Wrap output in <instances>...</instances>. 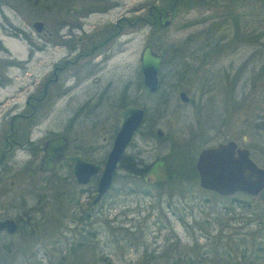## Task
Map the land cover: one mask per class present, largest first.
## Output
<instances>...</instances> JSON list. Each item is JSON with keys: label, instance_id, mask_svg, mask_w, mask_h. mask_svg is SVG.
<instances>
[{"label": "rangeland", "instance_id": "obj_1", "mask_svg": "<svg viewBox=\"0 0 264 264\" xmlns=\"http://www.w3.org/2000/svg\"><path fill=\"white\" fill-rule=\"evenodd\" d=\"M69 1L37 0L33 6L32 0H0V44L4 48L0 50V69L3 73L6 72L10 77H17L18 69L15 63L27 56L28 44L19 33L23 32L29 38L36 40L31 23L40 20L47 26L53 16L57 20L62 19L70 6ZM169 1L102 0L99 2L104 6L106 3L114 2H119L120 5L109 10L108 13L103 11L88 17V21H91L93 25L97 24L101 27L114 23L122 10L126 12V16L135 17L134 35L130 34L125 37L129 39L127 44L129 53L126 52L124 62L120 57L115 60L114 66H108L102 71L101 83L111 79L115 91H119L129 79L135 76V96L131 100L138 103L144 102L150 114H152L150 109L154 114L156 96L148 97L145 102L144 90L138 84L140 82L137 65L142 46L149 44L153 49L158 50L166 44L193 45V35L197 34V30L207 29L209 23L206 21L205 25H199V14L212 15V12L208 10L201 12L204 11L205 5L198 6V1L182 0L177 4L178 8L172 13L171 23L167 27L146 25L149 6L153 5L164 10ZM227 1L233 4L232 7L238 14L246 15L248 32L251 28H256L258 23L264 26V0ZM73 5L75 8L83 6L80 3H73ZM262 41V46L260 44L256 52L255 47H247L246 50L245 47H242L243 49L239 47L234 51L231 57L237 61H234L231 68L225 69L227 61H222L210 71L202 68L197 74L191 73L189 79L180 84L182 88H187V95L195 104L197 111L195 118L191 113L192 107L187 106L185 110L189 111L185 112L186 116H183L184 110H179L182 108L178 109L176 106V102L179 101L174 86L160 82L158 94L167 91L169 99L173 98L171 103L173 106L168 108L169 112L166 117L156 118L163 135L159 139L149 138V141L144 143L142 136L137 134L133 139L134 146L127 149L129 153L136 151L144 164H148L159 156H166L167 171L172 176L171 181L160 188L148 190V194L155 195V197L161 194L160 201L150 200L148 195L142 192L144 189L142 181L132 180L122 169L117 171L104 199L92 208L90 203L94 196V192L91 191L95 185L94 180L82 186L75 184L71 177H67L69 167L61 165L54 169L46 186L42 183V178H38L39 173H37L35 177L39 180L34 190L30 187L28 192L27 187L23 186L20 180L16 191L21 190L22 187L25 189L24 193H27L25 196L29 205L34 201L37 202L36 197L39 199L36 213L30 214L33 219L39 221L33 227L19 229L11 237L0 234V264H93L100 254L110 258L111 264H147L150 259L149 252L153 249L154 255L160 256L180 253L183 260H190L189 264H264V227H262L264 225V195L262 196L261 193L255 196L234 194L232 198L220 197L199 188L198 182L191 186L190 183L175 180L177 177L175 172L180 165L179 170L187 171L190 168V162L194 165L196 153L201 148L223 141L224 137L218 131V125L222 124L225 114L220 112L223 113L224 108H227L230 102L238 103L245 92L251 93L252 79L264 64V38ZM63 54L62 49H57L54 58L60 59ZM250 54H253L251 58L253 63L246 68L241 67L244 56ZM37 56L38 59H34L35 61L28 67L27 72L34 73L35 79L41 83L49 72L52 55L48 51H38L35 52V57ZM11 63H13L11 67H8ZM225 71L229 74L226 75ZM23 76L28 75L23 74ZM241 78H247L245 84ZM73 80L72 77L68 78L65 83L70 84ZM259 85V88L262 87L261 83ZM255 93H259L258 88L254 91ZM3 96L4 91L0 89V99ZM124 100L127 101L126 98ZM54 101L55 104L51 106L50 111H48L49 106H44L45 112H41L45 115L39 121V131L36 134L41 141L45 137L66 131L71 139L80 140L83 136H87L90 140L106 146L107 139L112 135L116 124L113 116L114 110H111L109 106H101L92 114L84 116L85 112L82 108L85 105V96L79 90L71 98L60 95ZM254 115L255 112H248L249 123L254 122ZM232 116V123L236 121L239 126L240 113L236 116L232 114ZM152 118L154 120V116ZM166 121L171 122L177 136L175 141H178L181 147L178 144L171 146L167 137ZM181 121L186 123L183 128ZM247 131L249 142L255 145L260 142L251 124L247 127ZM238 134L239 129L234 133L237 137L233 139L241 145L242 141ZM103 136L106 138L104 141L101 139ZM187 147L190 149L185 150ZM104 150H107V147L99 150L98 154L94 155V159H98L100 152ZM23 157L25 158V155ZM22 160L24 167L28 163ZM153 173L157 178L165 179L164 165L156 164ZM7 184L8 181L5 182L6 186ZM79 188L87 191L79 192ZM1 189L2 187H0V192L3 190ZM64 189L69 192V196L74 192L71 199L79 202L76 208L75 204L68 203L62 197L58 200L59 205L56 204L57 192ZM36 193L37 196H35ZM168 194L175 197L176 205L170 208L163 201ZM12 197L13 195L9 193L0 197V211L6 208L9 215L19 214L17 213L19 210L8 207ZM182 202L184 207L181 205ZM243 202L248 203L249 209L240 208L239 204ZM150 204L160 209L151 211ZM71 208H74L73 211L70 210ZM77 209L83 210L81 211L83 215L93 214V217H88L89 220L83 222L86 224L84 230L88 232L98 230L100 233L93 240L90 236L84 238L90 242L88 245L97 244L94 250L91 251L87 247L81 249L74 257L66 256L68 245L73 240L76 241V238L79 239L78 235H73L82 224L77 220ZM230 210H232L231 213ZM232 217L234 219H231ZM76 222L78 225L75 226ZM56 225L59 226L57 230H55ZM134 225L139 226L137 231ZM120 226L125 228L131 226L130 232H133V237L137 238L141 235L142 240H110V234L116 236L117 228L115 227ZM2 246L10 252L3 254ZM63 253L66 257L60 262L59 258ZM96 262L105 264L101 260Z\"/></svg>", "mask_w": 264, "mask_h": 264}, {"label": "flooded vegetation", "instance_id": "obj_2", "mask_svg": "<svg viewBox=\"0 0 264 264\" xmlns=\"http://www.w3.org/2000/svg\"><path fill=\"white\" fill-rule=\"evenodd\" d=\"M175 1L178 4L182 0ZM238 1L239 0H236V2ZM241 1L243 2L244 0ZM196 2L198 6L205 5L203 7L204 11L201 12L207 10L212 12L210 16L199 14V25H205L207 21L209 22L207 25L208 28L196 31L197 34L192 37L194 40L193 45L173 46L171 44H166L158 50L151 47L152 51L155 53L163 50L157 73L158 85L154 92H149L144 88L139 74L138 80L140 83L138 84L144 90V101L146 102L148 97L151 98L152 96H156V99H154L156 103L154 105L156 107L154 109V114L152 109H150L152 114L147 111L144 102H132L131 99H134L133 97L135 96L136 89L135 76L129 79L119 91H115L111 79L103 84L101 83L102 71L106 67L114 66L116 63L115 60H118L120 57L121 61L124 62L126 52L129 53L127 45L129 39L125 37H128L130 34L134 35L136 20L134 16H131V18L126 16V12L122 10L121 14L115 18L114 23H109L107 27H101L97 24L93 25L91 21H88V17L100 12L102 13L103 11L108 13L109 10L117 8L120 5L119 2H114L112 4L106 3V6H104L103 3L100 4L99 1L95 0H70V6L67 8L65 16H63L62 19L57 20V18L53 16L47 26L41 21L43 24L42 28L38 31L33 29L36 40L29 38L27 34L23 32L19 33L21 34L20 36H23L26 40L29 50L25 59H19L15 63L18 69L17 77H10L6 72L3 73L2 69H0V89L4 91V96L0 99V107L7 106L4 109L0 108V187L3 189H1L0 197L3 195L6 196L8 193L13 195L11 204L8 207L19 210L17 212L19 214L9 215L7 214L6 208H4V211L1 209L0 219H13L16 223V229L12 234H8L5 231H1L0 234L11 236L19 229L32 227L34 224L32 215L30 214L36 213L39 207V199L36 197L37 202L34 201L30 205L27 204L28 200L25 196L27 193H24L25 189L22 187L21 190L16 191L19 187L18 184L20 180H22L23 186L27 187L26 190L28 192L30 187L31 189L33 188V190L36 188L39 180L38 178H42V183L47 186V183L51 179L50 176L56 167L65 165L69 167L70 170L72 163L65 158V155L79 153L81 159L84 161L102 164L118 129V119L115 117V112L128 105H135L141 108L143 110V116L139 126L134 131L131 140L125 148L120 160V165L114 174H117V171L121 169L122 162H125L126 165L133 162L134 166L135 164H139L140 166L138 168L142 169L139 175V179L142 181V176L145 175L155 163L159 162L164 165L166 178L169 172L167 171L165 155L155 158L148 164H144L136 154V151L127 152V149L134 146L133 139L137 134L142 136L145 141L144 143L149 141V138L156 137L159 139L163 135V131L158 126L160 123L157 122L156 118L158 116L166 117L169 112L168 108L173 106V104H171L173 98L169 99V92L166 90L165 93L158 94L160 82L174 86L179 101L176 102V106H178V109L180 107L182 108L179 110H184L183 116H186L185 112L189 111L185 110V108L187 106L192 107L191 113L195 118L197 114L195 104L192 102V99L188 97L187 88H182L180 84L188 80L191 73L195 72L194 74H197L202 68L210 71L211 68L222 61H227L226 66H224L225 69L231 68L234 61H237L232 59L231 54L238 50L239 47H241V49L245 47V50L247 47H255L254 50L256 52L258 48H260V44L261 46L263 44L264 26L258 23L256 28H251L250 32H248L246 15H243L244 13L238 14L235 8L232 7L233 4H231L230 1L196 0ZM73 3H80L83 6L75 8L73 7ZM177 8L178 7H176V9ZM166 9H168V7L164 8V10H158L156 6L150 5L148 8L149 20L145 21L146 25L150 24L153 27H157L156 25H159V21L166 18L164 15ZM253 19H255V17ZM3 49L4 48L0 44V50ZM57 49H62L64 51L60 59L54 58L55 50ZM38 51H48V53L52 55L49 72L44 76L41 83L35 79L34 73L27 72L31 63L38 59V56L35 57V52ZM255 52H253V54ZM253 54L244 56V60H241V67L246 68L250 63H253L251 62ZM12 64L13 63L8 67H11ZM5 68H7V66ZM227 72L228 71H225L226 75L229 74V72ZM23 74H27L28 76H23ZM71 77L74 79L73 82L66 84L65 81ZM246 79L247 78L242 79L244 84L246 83ZM262 80H264V64H262L252 79L250 85L251 93L248 94L245 92L238 100V103L232 104V102H230L229 106L224 108L223 113L220 112L221 114H225V116L221 122L222 124L219 123L218 125V131H220L224 139L215 144L229 140L234 141L236 147L246 149L250 159L264 169V81L262 82ZM260 83L262 87L259 88ZM257 88L259 93L254 94ZM78 90L85 96V105L82 108L83 112H85L83 114L84 116L92 114V112L101 106H109L111 110H114L113 116L116 124L112 135L107 139L108 143L106 146H102V144L97 143V141L90 140L87 136H83L80 140L71 139L66 131L45 137L44 140L41 141L36 134L39 131V121L41 117L45 115L41 113L45 112L44 106H49L48 111H50L51 106L55 104V98L60 95H66L68 98H71ZM180 93H184L183 98L180 97ZM124 98H126L127 101L124 100ZM249 111L255 112L253 123H249ZM237 113H240L239 118L241 121H238L239 126H237L238 123L236 121L233 123L231 121L233 117L232 114L236 116ZM152 116H154V120ZM166 123L168 126L167 137L171 142V146L178 144L181 147L182 145H180L178 141H175L177 136L172 128L171 122L166 121ZM181 123L183 128V125L186 123L183 121H181ZM249 124L252 125L256 135L260 138V142H257L256 145L249 142L247 131ZM238 129V136L242 141L241 145H238L236 140L233 139L237 137L236 135L234 136V133H236ZM157 130H159V132ZM55 136H64L67 139L66 149L62 157L55 161L51 171H39L38 164L43 154V144L47 139ZM101 139L104 141L106 138L103 136ZM104 147H107V150L101 151L99 158L94 159V155H97L99 150ZM189 149L190 148L187 147L185 150ZM182 151H184V149ZM24 155L25 158H22ZM22 159L28 163L24 167L22 166L24 163ZM179 167L176 170H178ZM37 173H39L37 175L38 178L35 177ZM39 175L42 176L39 177ZM68 175V177L74 180L70 172H68ZM92 180L95 181V185L91 191L95 193L97 174L91 176L89 182ZM6 181H8L7 186L5 185ZM75 184L77 183L75 182ZM86 191L87 190L84 188H79V192L84 193ZM263 192L264 189L260 193ZM31 193L33 194L34 192ZM216 195L228 198L233 197L232 195ZM35 196H37V193ZM95 204H97V202L90 203V207L92 208ZM19 224L22 225L19 227Z\"/></svg>", "mask_w": 264, "mask_h": 264}, {"label": "water", "instance_id": "obj_3", "mask_svg": "<svg viewBox=\"0 0 264 264\" xmlns=\"http://www.w3.org/2000/svg\"><path fill=\"white\" fill-rule=\"evenodd\" d=\"M170 9L164 11L166 18L159 21V26L167 27L171 23ZM42 26L43 24L39 20L31 23V27L37 31ZM162 53L163 50L158 53L153 52L149 44H144L139 52L137 69L142 85L149 92H154L157 89V73ZM180 97L183 98L184 93H180ZM142 116L143 110L135 105H128L115 112L118 129L102 164L84 161L79 153L65 155V158L72 163L69 172L77 184L85 185L91 176L97 174L95 194L91 203L98 202L111 187L113 174L118 169L123 152L139 126ZM157 131L159 132V130ZM66 145L67 139L64 136L47 139L43 144V154L38 164V170L51 171L55 161L62 157ZM158 163H155L142 176V181L145 184L152 185L165 180L157 178L153 173L154 167ZM194 168L199 187L221 196L234 193L255 196L264 189V169L250 159L246 149L236 147L232 140L202 148L196 156ZM15 229L16 223L13 219H0V232L5 231L12 234Z\"/></svg>", "mask_w": 264, "mask_h": 264}, {"label": "trees", "instance_id": "obj_4", "mask_svg": "<svg viewBox=\"0 0 264 264\" xmlns=\"http://www.w3.org/2000/svg\"><path fill=\"white\" fill-rule=\"evenodd\" d=\"M95 1H102V0H95ZM34 2H37V0H32V3L31 4L33 5ZM165 6L166 7H164V8H167V7L168 8H171L170 11H172V13H173L176 10L177 2L175 0H170L169 3L167 5H165ZM158 10H160V9L158 8ZM146 20H149L148 15H147ZM139 166H140L139 164H135V166H134L133 162L130 163V164H127V165H126L125 162H122L121 169L124 170L126 172V174H128V177L129 178H131L132 180H135V179L137 180V179H139V177H140L139 175L142 172V169L138 168ZM175 173H176L175 175L177 176L175 178V180H178L180 182L190 183L191 186L195 185L196 182H197V175H196L195 169H194V167H193L192 164H190V168L187 171H183V170H179L178 169V170H176ZM116 175L117 174H114L113 178ZM171 179H172V176L169 173L166 176V180L164 182H156V183H154L152 185H149V184L146 185V184H143L142 183L143 184L142 187L144 188V189H142V192H144L145 195H148V198H150V200L157 199L158 201H160V195L161 194H158L155 197V195L154 196L153 195H149L148 194V190H150L152 188H160L163 185L165 186V185L168 184V182L171 181ZM73 193L74 192L70 193V196H69V192L67 190H65V189L63 191L60 190L56 194V198H57L56 204L59 205L58 204V200L62 197L64 199H66L68 203L75 204L74 207L76 208L79 205V202L78 201H73L74 199H71L73 197ZM261 194H262V196L264 195L263 193H261ZM105 195L106 194H104L101 197V199H100L99 202H101L104 199ZM174 199H175V197L173 195L168 194V195L165 196V198L163 199V201L165 202V204L167 205V207L170 208L172 205H176ZM176 200H178V198H176ZM181 205H182V207H184L183 202L181 203ZM150 206H151V211H153L155 209H160V208H157L155 206H152L151 204H150ZM239 206H240L241 209H249L247 202H243V203L239 204ZM73 209L74 208H71L70 210L73 211ZM77 210H78L77 220L79 221V223H82V224L78 228V230L75 231L76 233H73V235H75V236L78 235L79 236V239L76 238V241L73 240L70 243L72 246L70 244L68 245L66 256H72V257H74L75 255L78 254V252L81 251V249H85L87 247H89L91 251L94 250V247L97 244L88 245L90 242H88L84 238H86L87 236H90V239L93 240L100 233L98 230H92L91 232L90 231L88 232L87 230H84V228L86 227L85 226L86 224H83V222L86 221V220H89L88 217H90V218L93 217V214L89 213V214L83 215L81 213V211H83V210H81V211H79L80 209H77ZM231 211L232 210H230V213H231ZM39 219H40V221H42L41 218H39ZM231 219H234V217H232ZM32 221L34 222V224L32 225V227H33L39 220L33 219ZM249 222H250V220H249ZM245 223H247V221ZM21 225L22 224H19V227ZM76 225H78L77 222L75 223V226ZM258 226H260V228H261V225L259 224V222H258ZM138 227H139L138 225H134L135 231H137ZM262 227H264V225H262ZM58 228H59V226L56 225L55 226V230H57ZM115 228H117L116 236L110 234V236H111V239L110 240H142L141 235L137 236V238L133 237V232H130L131 229H132L131 226L129 228H125L123 226L115 227ZM119 231H121V232H119ZM118 232H119V236H117V233ZM107 235H109V234H107ZM11 236H7V237H11ZM217 241L220 242L221 240H217ZM65 248L66 247H64V249ZM1 249H2V253L3 254H8L10 252L4 246H2ZM149 255H150V259L147 261V264H180V263L189 264L190 263V260L189 259L183 260L182 257H181V255H180V253H177L176 254V252L174 254H172V255H169V256H167V255L160 256V255H154V249H153L151 252H149ZM66 256L64 255V253L62 255H60L59 261L62 262L63 259H65ZM159 259L162 260V261H160ZM99 260L103 261L105 264H111L110 263V258H107V256H102L101 254L98 257V260L96 258L93 261V264H97L96 261H99Z\"/></svg>", "mask_w": 264, "mask_h": 264}]
</instances>
